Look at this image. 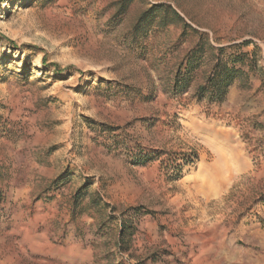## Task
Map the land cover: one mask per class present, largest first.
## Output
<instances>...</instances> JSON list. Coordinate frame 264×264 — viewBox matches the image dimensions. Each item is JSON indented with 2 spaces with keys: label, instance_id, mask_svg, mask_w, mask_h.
Masks as SVG:
<instances>
[{
  "label": "rangeland",
  "instance_id": "obj_1",
  "mask_svg": "<svg viewBox=\"0 0 264 264\" xmlns=\"http://www.w3.org/2000/svg\"><path fill=\"white\" fill-rule=\"evenodd\" d=\"M0 264H264V0H0Z\"/></svg>",
  "mask_w": 264,
  "mask_h": 264
},
{
  "label": "trees",
  "instance_id": "obj_2",
  "mask_svg": "<svg viewBox=\"0 0 264 264\" xmlns=\"http://www.w3.org/2000/svg\"><path fill=\"white\" fill-rule=\"evenodd\" d=\"M215 78H211L208 81L210 93L212 94L211 98L213 100L222 101L224 98V89L226 87V79L230 77L229 70H225V72L216 71ZM202 89L204 87H201ZM207 88V89H208Z\"/></svg>",
  "mask_w": 264,
  "mask_h": 264
}]
</instances>
